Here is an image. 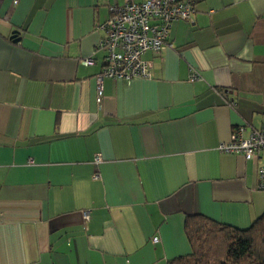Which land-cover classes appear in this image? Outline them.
<instances>
[{
    "label": "crops",
    "instance_id": "1",
    "mask_svg": "<svg viewBox=\"0 0 264 264\" xmlns=\"http://www.w3.org/2000/svg\"><path fill=\"white\" fill-rule=\"evenodd\" d=\"M192 1L144 53L152 75L105 78L99 106L96 44L124 0H0V264H167L186 215L264 213V153L218 149L264 130V0Z\"/></svg>",
    "mask_w": 264,
    "mask_h": 264
},
{
    "label": "built area",
    "instance_id": "2",
    "mask_svg": "<svg viewBox=\"0 0 264 264\" xmlns=\"http://www.w3.org/2000/svg\"><path fill=\"white\" fill-rule=\"evenodd\" d=\"M110 15L101 25L103 36L96 49L103 51L104 65L96 74V102L103 98L102 81L105 78L130 80L132 77L148 78L152 75L151 61L144 58L147 51L158 52L171 47L170 27L174 21H192L195 12L192 0H124L120 5H110ZM86 65L94 63L92 57L82 60ZM244 127L234 130L230 139L218 149L226 153L242 154L253 158L264 153V130L251 129L243 135ZM100 157H95L99 162ZM257 188L264 190V163L257 168ZM88 220L87 211L83 212ZM154 241L157 237L153 238Z\"/></svg>",
    "mask_w": 264,
    "mask_h": 264
},
{
    "label": "trees",
    "instance_id": "3",
    "mask_svg": "<svg viewBox=\"0 0 264 264\" xmlns=\"http://www.w3.org/2000/svg\"><path fill=\"white\" fill-rule=\"evenodd\" d=\"M184 233L190 252L167 264H264V213L244 229L190 214Z\"/></svg>",
    "mask_w": 264,
    "mask_h": 264
}]
</instances>
